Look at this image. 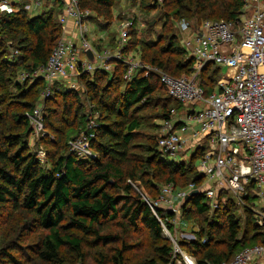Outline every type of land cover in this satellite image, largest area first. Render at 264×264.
Here are the masks:
<instances>
[{
  "label": "trees",
  "instance_id": "1",
  "mask_svg": "<svg viewBox=\"0 0 264 264\" xmlns=\"http://www.w3.org/2000/svg\"><path fill=\"white\" fill-rule=\"evenodd\" d=\"M77 1L80 9L91 11L100 28H108L112 8L121 0ZM128 1L139 3L144 12L159 11L163 24L155 41L137 39V30L131 29L126 51L136 50L142 63L174 78L191 75L193 60L170 21L185 20L197 30L203 21L236 22L244 14L242 0ZM173 29L174 34L168 36ZM0 32L11 41L25 37L15 45L20 55L11 62L0 42V264H175L172 245L162 238L157 219L171 230L175 214L158 210L156 217L141 195L156 199L163 185L187 190L193 184L198 191L180 208V221L198 229L194 240L179 241L180 249L195 264L228 263L243 249L264 245V228L255 222L252 185L247 187L241 210L224 190L218 207L211 210L204 192L209 186L194 166L204 146L180 163L158 150L162 123L171 110L183 113L184 109L168 96L155 73L145 76L137 70L130 82H124V67L117 64L111 73L99 70L79 76L78 91L57 82L44 102L46 134L39 140L46 148L50 170L41 168L31 151L32 129L26 114L39 103L45 84L21 82L18 76L19 70L46 64L61 37L58 14L6 15L1 17ZM115 40L111 38L110 43ZM219 79L220 68L207 64L197 81L209 96ZM62 86L64 91L59 93ZM8 89L22 99L14 102ZM54 96L59 99L52 108ZM85 104L93 106L99 116L91 142L96 157L83 161L69 153L68 141L84 129ZM141 187L151 195L141 192ZM140 229L147 234L143 243L133 234L141 235ZM204 237L207 240L202 244ZM146 242L148 247L143 245ZM133 252L141 257L130 258Z\"/></svg>",
  "mask_w": 264,
  "mask_h": 264
},
{
  "label": "built area",
  "instance_id": "2",
  "mask_svg": "<svg viewBox=\"0 0 264 264\" xmlns=\"http://www.w3.org/2000/svg\"><path fill=\"white\" fill-rule=\"evenodd\" d=\"M22 0H0L1 17L20 10L46 7L55 2L61 7L60 24L61 37L50 53L44 66L22 71L18 80L44 82L39 103L30 113L26 114L32 137L35 138L38 161H43L45 151L39 140L46 134L43 121L45 100L50 96L52 87L57 82L68 84L70 90L78 91L80 85L78 77L91 75L96 71L111 73L113 65L124 67L122 79L130 82L137 70H143L145 76L155 73L165 87L168 96L183 107H195L190 111L177 113L171 110L170 117L162 123L157 142V148L167 158L177 160L183 156L189 159L185 149L191 154L204 146V152L199 158L200 165L197 172L205 179L204 192L211 210L218 207L220 191H227L240 207H244V197L248 196L247 187L252 185L255 199V222L264 228V0H242L244 14L239 21L206 20L197 30L191 28L190 23L179 20L176 29L180 32L182 47L193 60L191 75L174 78L157 68L142 63L137 57L124 53L128 29L134 28V21L126 20L119 23V50L116 54L104 51L94 58L91 63L85 52L93 49L87 42L83 30L78 27L79 36L67 40L65 26L68 19H74L77 26H87L90 12L82 10L77 0H31L29 5H19ZM159 4L162 0H157ZM47 12V11H45ZM137 17L133 13V17ZM144 25L140 24L142 28ZM8 61H14L20 55L19 50L9 48ZM98 55L100 52L95 51ZM226 68L230 74L227 79H219L215 84V91L205 96L198 85V75L207 65ZM98 113L93 106H88L87 121L84 129L68 141L69 153L78 160H91L96 154L91 148L95 139ZM191 142H194L190 149ZM194 190L189 184L187 190H176L174 186L160 189L159 197L151 199L141 194L144 203L157 217V211L177 214L184 199ZM176 216V215H175ZM162 230L172 241V259L175 264H195L194 259L184 253L178 246L165 223L157 217ZM195 239L198 232L192 226ZM206 237L202 244L206 243ZM222 264H264V245L245 248L236 254L228 263Z\"/></svg>",
  "mask_w": 264,
  "mask_h": 264
},
{
  "label": "rangeland",
  "instance_id": "3",
  "mask_svg": "<svg viewBox=\"0 0 264 264\" xmlns=\"http://www.w3.org/2000/svg\"><path fill=\"white\" fill-rule=\"evenodd\" d=\"M29 4H31V0H22L19 3V5H29ZM48 7L50 8L49 10H46L47 6L46 7L45 6L40 7L37 9L30 7V9H28L27 11L26 10H20V12H25L26 15L33 18V17H35L37 15H41L43 13H47V12L55 13V11H57V13H55V14H58V21H59L60 15L62 12L59 3L55 2V4L53 6H48ZM45 11H47V12H45ZM86 11L90 12V16L87 20V26L82 25L81 23H80V26H77L76 21L72 18L68 19V22H72V24H73V28L75 31L74 37H75V35L79 36L78 27L83 30L84 36L87 37V42H88L89 46L93 49V51L89 50L91 52L93 58L100 56L104 51L112 52L113 55L116 54V52L119 50L118 27H119V23H121L123 21L125 22L126 20H131V21L133 20L134 21V28L138 32L137 39L139 38V39H142L143 41H148V40L155 41L157 39L158 34L161 31V26L163 24V20H160L159 14H161V13H159V11H157V12H149V11L144 12L141 10L139 3L135 2L133 4L131 1H128V0H121L120 2H118L114 5V7L112 8L113 18L111 20V25H109L108 28H100L98 23L92 19L91 11L90 10H86ZM171 12L173 13V11H171ZM133 13H135V15L137 17H135V16L133 17ZM118 16L119 17L121 16V18H122L121 21H119V19H117ZM210 21H212V20H210ZM98 22H100V21H98ZM151 22H154L153 25L156 24V26L151 31H149L148 27H153V25L150 26ZM173 23H174V29L176 31L175 34H177L179 39L181 40L185 36H181L180 32L177 31L176 26H175L177 22H175V21L173 22V20H172L169 22V26ZM101 24L104 25L102 22H101ZM140 24H143L144 26L141 28ZM66 25H67V23H66ZM60 26H61V24H60ZM65 29H66V26H65ZM174 29L172 30L171 33L168 34V36L171 34H174ZM130 30L131 29H128V31H127L126 43L124 45V53L125 54H131V56L137 57L139 59V56L137 55L138 52L136 50L129 49L130 51H126L127 41H128ZM0 37L2 39L0 42L3 46V50H5V46H6L7 56L10 53L9 48L11 46H13V48H14L15 45L19 44V41L24 40V38H25V37L21 38L20 36H18L14 41H11L10 37H8L7 35L1 34V32H0ZM12 37H15V36H12ZM65 38L67 39V34H65ZM111 38L116 39L113 44L110 43ZM67 40H72V39H67ZM102 50H104V51H102ZM95 51L100 52V54L98 55ZM113 66H115V65H113ZM21 71L22 70H19V74L21 73ZM227 74H228V71L226 68H220V78L224 77ZM64 85L68 86V84H64ZM63 91H64V87L62 86L59 88L58 92L62 93ZM8 94H10V97L13 98L14 102H17L18 100L22 99V97L19 95V93L15 90L8 89ZM51 94H52V92H51ZM162 96L164 97L166 95H162ZM54 97L55 98H53L51 103H50V106L52 108H55L54 103L56 104V102H57L56 100L59 99L56 96H54ZM39 100H40V98H39ZM81 100L84 103L82 97H81ZM85 106H86V111H87L88 105L85 104ZM184 108L185 107H181V109H184ZM183 111L184 110H182L181 112H183ZM152 112H156L155 109H152ZM146 132H147V134H150L148 131H146ZM152 134L157 135V132H154V133L152 132ZM29 143L31 146L32 153L34 152L35 155H37L36 151H37V149L39 150L40 146L37 148L36 145H33L35 143V138L31 137L29 140ZM41 147H43V150L46 153V148L42 144H41ZM186 156L189 158L191 156V152H189L188 155H186ZM36 159H37V156H36ZM170 160H172V159H170ZM181 160H183V156H178V159L175 162L180 163V162H182ZM187 161H188V159H187ZM37 162L39 163V166L41 168H43L44 170H46V171L50 170V164H49V161L47 159L46 154H45L43 161H38V159H37ZM199 165H200L199 159L195 160L194 166L197 168ZM180 183L182 184V182H180ZM137 184L139 185V183H137ZM162 185L163 184H160V187ZM165 187L166 186L163 185L161 187V189L165 188ZM140 191L144 192L146 194H149L148 191L146 189H144L143 187L140 188ZM225 194L227 195V197L231 196L230 193L227 191H225ZM149 195H151V194H149ZM227 197L226 196L223 197L224 200H226ZM253 202L255 205L258 204L257 199H254ZM175 215H176L175 219L173 221H170V223L173 224V228L170 230L167 227V231L170 233V236L174 240H176V242L179 246V241H181V240H185L186 243L192 241L188 238L190 235H192V229H191L192 225L180 221V211ZM209 216H210L209 218H212V214H209ZM140 233H141V235H139L138 232H135V233L133 232V234L135 235V238H140V241H142V243H143V240L145 237H147V234H146L144 229H142V230L140 229ZM161 235H162V238L164 240L170 242L171 245L173 246V243L169 239V236L165 234V230H162ZM133 238L134 237L132 236L131 240H133ZM143 245H144V247H148V242H146V244H143ZM179 248H180V246H179ZM128 256L132 259H136L138 257L139 258L141 257V253L133 252V253H129Z\"/></svg>",
  "mask_w": 264,
  "mask_h": 264
},
{
  "label": "crops",
  "instance_id": "4",
  "mask_svg": "<svg viewBox=\"0 0 264 264\" xmlns=\"http://www.w3.org/2000/svg\"><path fill=\"white\" fill-rule=\"evenodd\" d=\"M55 13H57V11H55ZM37 16H39V15H37ZM66 31H67V33H66L67 34V39H73L75 31H74L72 22H67ZM229 74H230V72L228 71V74L225 75L224 77L220 78V79H224V80L227 79V76ZM191 109H195V107H192V106H190L189 108L185 107L184 111H190ZM193 144H194V142H191V144H190V146H188V148L192 149L193 148ZM186 151H187V153H186L187 155H188L189 152H191V150H188V149H185V152Z\"/></svg>",
  "mask_w": 264,
  "mask_h": 264
},
{
  "label": "water",
  "instance_id": "5",
  "mask_svg": "<svg viewBox=\"0 0 264 264\" xmlns=\"http://www.w3.org/2000/svg\"><path fill=\"white\" fill-rule=\"evenodd\" d=\"M153 23H154V22H151V23H150V26H152ZM85 56H86V58H87L91 63L94 62V58H93V56H92V54H91L90 51H86V52H85ZM197 194H198V191H197V190H193V191H191V192L189 193V195L185 197L182 206L184 207V205L188 203L189 198L192 197V196H195V195H197Z\"/></svg>",
  "mask_w": 264,
  "mask_h": 264
},
{
  "label": "bare ground",
  "instance_id": "6",
  "mask_svg": "<svg viewBox=\"0 0 264 264\" xmlns=\"http://www.w3.org/2000/svg\"><path fill=\"white\" fill-rule=\"evenodd\" d=\"M198 157V156H197Z\"/></svg>",
  "mask_w": 264,
  "mask_h": 264
}]
</instances>
